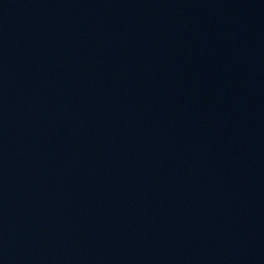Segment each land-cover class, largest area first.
I'll return each mask as SVG.
<instances>
[{
  "label": "water",
  "instance_id": "water-1",
  "mask_svg": "<svg viewBox=\"0 0 264 264\" xmlns=\"http://www.w3.org/2000/svg\"><path fill=\"white\" fill-rule=\"evenodd\" d=\"M0 264H264V0H0Z\"/></svg>",
  "mask_w": 264,
  "mask_h": 264
}]
</instances>
